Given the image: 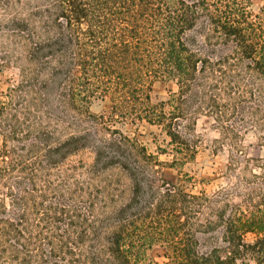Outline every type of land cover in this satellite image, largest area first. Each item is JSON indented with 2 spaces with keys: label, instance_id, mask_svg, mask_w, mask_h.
Returning <instances> with one entry per match:
<instances>
[{
  "label": "trees",
  "instance_id": "trees-1",
  "mask_svg": "<svg viewBox=\"0 0 264 264\" xmlns=\"http://www.w3.org/2000/svg\"><path fill=\"white\" fill-rule=\"evenodd\" d=\"M3 66L18 78L0 91V264H149L154 247L162 264H264V159H239L245 136L264 143V12L249 0H0ZM157 80L174 89L153 101ZM117 119L159 128L174 166L205 123L236 184L163 181ZM83 149L90 168L68 162Z\"/></svg>",
  "mask_w": 264,
  "mask_h": 264
},
{
  "label": "rangeland",
  "instance_id": "rangeland-1",
  "mask_svg": "<svg viewBox=\"0 0 264 264\" xmlns=\"http://www.w3.org/2000/svg\"><path fill=\"white\" fill-rule=\"evenodd\" d=\"M250 9L253 13L264 12V0H249ZM18 78V70L12 66L0 68V91L5 90ZM174 89V83L170 81H154L151 88V98L153 101L163 100L169 91ZM109 101L107 98H96L90 104V111L94 114H108ZM114 128L122 133L142 143L147 151L153 154L158 160V176L166 182L173 183L179 175L187 174L192 177L191 183L185 184V189L193 193L204 192L212 195L217 191L230 189L236 184L232 173L227 166L229 164V154L227 150L221 149L213 151L212 138L215 137L205 123H198V132L202 135V145L192 162L181 166H174L171 163V155L164 153L167 150V140L164 134L156 126L148 125L144 122L131 121L130 119H117L113 123ZM1 144V139H0ZM242 154L239 156L241 163L244 159H264V143L257 141L253 135L249 134L240 141ZM94 154L91 149H83L68 159L69 163H81L86 168L92 165ZM242 166V164H241ZM240 166V167H241ZM236 173H241L238 169ZM103 180L117 183L119 189V203L124 201L129 194V182L127 178L118 170L112 169L105 172ZM232 201L238 202V197H232ZM252 236H247L251 240ZM147 258L149 264H162L165 261L163 252L158 247L148 251ZM242 264H254L253 261H246Z\"/></svg>",
  "mask_w": 264,
  "mask_h": 264
}]
</instances>
